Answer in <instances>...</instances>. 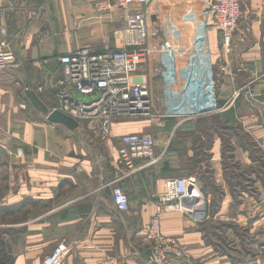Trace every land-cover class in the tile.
<instances>
[{
	"label": "crops",
	"instance_id": "1",
	"mask_svg": "<svg viewBox=\"0 0 264 264\" xmlns=\"http://www.w3.org/2000/svg\"><path fill=\"white\" fill-rule=\"evenodd\" d=\"M12 1L0 0V39L8 35L17 54L32 58L36 72L41 73V82L51 75L54 80L61 77L57 58L62 55L80 48L98 52L101 49L94 47L123 46L121 35L115 31L123 26L128 11L116 7L96 11L94 3L107 0H15L17 6ZM39 2L44 5L45 21L26 25L25 21L20 22L7 32L4 12L15 7L36 14L40 6L35 3ZM204 5V0H156L148 10V25L161 31L157 38L159 50L174 47L179 67H183L191 42L195 41L191 39L192 33L204 21L207 31L204 49L201 53L200 49L195 51L199 55L198 66L193 62V69L177 70L171 73L173 77L165 72H148L151 108L167 113V119L161 121L170 125L171 119L178 117L170 111L182 109L183 105L178 103L191 100L194 109L207 116L224 115L226 126L232 125L227 117L233 114L234 121L263 141L264 0H240L241 14L230 52L222 49L218 32L207 25L208 15L206 20L199 17ZM136 10L141 8L130 9ZM151 17L155 25H151ZM158 55L149 65L157 66ZM11 78L9 71L0 72V148L16 156L19 162L16 200L56 201L58 190L65 192L61 201L27 228L26 242L17 247L13 264H40L61 239L73 244L62 264H145V227L154 213L156 195L162 190L161 180L178 171L172 161H166L172 158L168 144L162 151L155 148L156 154H164L158 163L117 181L129 199L128 211L120 213L115 209L110 189L102 185L120 175L115 160L111 158L97 173L88 157L89 146L78 144L74 129L49 122L30 101L25 102L27 88L19 91ZM189 88L193 89L191 93ZM26 106L39 114L38 120L27 117ZM251 106L257 113L249 115L247 109ZM179 120L185 124L181 117ZM78 126L77 129H83ZM96 126L93 123L87 127L96 130ZM150 131V122L120 121L112 125L110 137L103 144L110 151L118 136ZM161 230L180 241L187 254L181 264H191L190 257L196 264V260L199 264H226L206 243L203 226L196 218L165 213Z\"/></svg>",
	"mask_w": 264,
	"mask_h": 264
},
{
	"label": "rangeland",
	"instance_id": "2",
	"mask_svg": "<svg viewBox=\"0 0 264 264\" xmlns=\"http://www.w3.org/2000/svg\"><path fill=\"white\" fill-rule=\"evenodd\" d=\"M155 1L151 3L148 10ZM212 1L204 0L202 14H199L203 20H206L209 15ZM12 2L15 4V0ZM35 5L40 6L36 14L19 11L20 9H14L15 7L12 8L13 11L4 12L3 17L9 27L7 32L9 29L11 31L12 27L20 25V22L25 21L26 25L29 22L38 21L41 23L42 20L45 21L47 15L43 9V3H35ZM1 14L0 11V17ZM150 21L151 25H155L152 17ZM160 32L159 29L161 37ZM6 37L15 55L16 64L14 67L2 71L11 73V80L13 84L18 85L19 91H23L25 88L37 91L44 83L41 82V73L36 72L32 58L17 54L12 47L13 44L11 45V38L8 35ZM206 37L204 21V25L191 35V39L195 41L191 42L190 51L185 56L184 65L182 64L183 67L178 65L177 51L174 47L169 46L168 50L162 52L159 50L160 52L156 53L159 55L157 66H154L157 71L154 73L165 72L167 76L177 70L193 69V62L198 66L199 55L195 54V51L200 49V53L202 52ZM94 48L103 50L104 46ZM170 78L165 77L166 80H170ZM192 91L193 89L189 88L188 92ZM174 93L176 92L174 91ZM37 94L49 106V109L51 106L53 109L58 105L55 94L50 89L44 88L41 92L37 91ZM189 98L191 99V96ZM53 99L56 101L55 105ZM25 102L29 103V100L26 99ZM192 102L187 100L185 103H178L183 105V108L170 111L169 114L178 116L171 119L170 125L161 121L167 119V113L161 109L152 108L151 113L147 116L131 120L124 119L121 122L140 124L150 122L153 131L147 132V134L156 139V148L160 151L168 144L167 149L171 151L169 156L172 158L166 159V161L167 163L172 161L174 167L177 168L178 171L174 172L176 174L174 176H196L205 206L204 215L197 220L203 226L206 243L211 246L217 257L223 259L226 264H264V139L260 141V139L251 136L249 133L251 130L241 125L239 121H234L233 114L227 117L232 121L230 126L224 125L225 116L220 114L205 115L186 120L185 124L181 123L179 117L182 119V114L194 109ZM26 108L25 113L28 118L39 119L40 116L36 111L31 110L29 106ZM247 111L249 115L253 111L257 113L254 106H251V109H247ZM93 123L97 125L96 130L87 127ZM79 127L83 129H74L73 136L77 138L80 146H89L88 157L99 173L104 164H109L111 155L103 144L105 141L101 138L98 120L85 121ZM95 137H98L99 140ZM95 141L98 144H95ZM9 151L13 153V149H9ZM18 163L16 156L0 148V264L14 263L17 247H22L26 242L27 228L32 226L31 224L36 218L47 213L65 196L64 190L60 189L57 192L56 201H27L26 199L17 201L15 194ZM62 240L66 239H61L58 243ZM183 252L187 256L184 249ZM188 259L193 261L194 258ZM196 261L199 264V261Z\"/></svg>",
	"mask_w": 264,
	"mask_h": 264
},
{
	"label": "built area",
	"instance_id": "3",
	"mask_svg": "<svg viewBox=\"0 0 264 264\" xmlns=\"http://www.w3.org/2000/svg\"><path fill=\"white\" fill-rule=\"evenodd\" d=\"M153 1L107 0L94 3L98 12L113 7L128 11L123 26L115 31L121 35L123 46L113 49L105 45L98 52L80 48L58 57L61 77L54 80L51 75L37 90L41 92L48 88L55 94L58 105L50 110L61 111L79 124L98 120L103 141L110 137L113 124L151 113L148 72H156L157 68L149 64L159 51V31L156 27H150L147 19L148 8ZM135 6L141 10L130 11ZM240 14V0H213L211 3L207 25L218 32L225 52L231 51ZM15 64L16 58L8 40L1 38L0 71ZM86 97L89 98L87 101ZM205 114L190 109L181 116L182 121H186ZM115 140L109 154L121 172L116 179L105 181L102 185L110 189L115 209L122 213L128 211L129 199L117 181L158 163L163 153H155L157 142L149 134L127 133ZM160 184L162 190L156 195L154 213L145 227L148 241L145 264H181L186 255L180 241L162 232L161 220L168 212L201 218L205 212L203 195L195 175L163 178ZM72 245L70 241L62 240L41 264H61L72 251ZM191 264L196 262L191 261Z\"/></svg>",
	"mask_w": 264,
	"mask_h": 264
},
{
	"label": "water",
	"instance_id": "4",
	"mask_svg": "<svg viewBox=\"0 0 264 264\" xmlns=\"http://www.w3.org/2000/svg\"><path fill=\"white\" fill-rule=\"evenodd\" d=\"M25 95L30 101V104L34 107V109L44 114L49 122L61 124L70 130L75 129L78 126L77 121L72 117L58 110H50L40 99L35 90L26 89ZM78 98H81V96H78ZM88 99L89 98L86 97L85 101H87Z\"/></svg>",
	"mask_w": 264,
	"mask_h": 264
}]
</instances>
